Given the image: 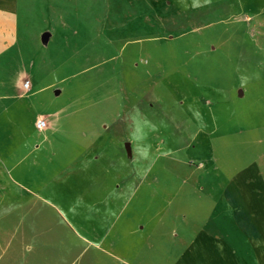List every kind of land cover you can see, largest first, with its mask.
<instances>
[{"label": "rangeland", "instance_id": "rangeland-1", "mask_svg": "<svg viewBox=\"0 0 264 264\" xmlns=\"http://www.w3.org/2000/svg\"><path fill=\"white\" fill-rule=\"evenodd\" d=\"M2 1L0 264H264V0Z\"/></svg>", "mask_w": 264, "mask_h": 264}, {"label": "crops", "instance_id": "crops-1", "mask_svg": "<svg viewBox=\"0 0 264 264\" xmlns=\"http://www.w3.org/2000/svg\"><path fill=\"white\" fill-rule=\"evenodd\" d=\"M17 34H18V20H17V14L9 6H6L2 0H0V57L3 55L4 52L10 51L17 43ZM0 62V66H1ZM24 77H29L26 74H22L21 77L19 75H16V78L14 79L13 85L16 88H21L23 89V83L22 79ZM30 80V79H29ZM31 85L32 82L31 80L29 81ZM5 98V97H2ZM224 215L225 218L222 216ZM228 222L226 220V208H222L220 217L216 220L213 217L208 218L206 225L214 226V227H225L227 226ZM207 239V240H206ZM222 238L221 235H208L205 237V240L208 241L210 244L212 243H217V242H223L225 243L226 241ZM242 242V239H236L235 242ZM127 264H131L130 262H127Z\"/></svg>", "mask_w": 264, "mask_h": 264}, {"label": "built area", "instance_id": "built-area-1", "mask_svg": "<svg viewBox=\"0 0 264 264\" xmlns=\"http://www.w3.org/2000/svg\"><path fill=\"white\" fill-rule=\"evenodd\" d=\"M24 88L26 89V91L28 90L29 91V89H30V82L29 81H27L26 80V82H25V84H24ZM38 123H36V127H37V129H39V130H42V129H44L45 127H46V122L44 121V120H38L37 121Z\"/></svg>", "mask_w": 264, "mask_h": 264}, {"label": "water", "instance_id": "water-1", "mask_svg": "<svg viewBox=\"0 0 264 264\" xmlns=\"http://www.w3.org/2000/svg\"><path fill=\"white\" fill-rule=\"evenodd\" d=\"M49 37H50V34H44L42 39H43L44 42H47L48 39H49ZM242 93H243V92L240 91V93H239L240 96H242ZM127 147L129 148V145H127Z\"/></svg>", "mask_w": 264, "mask_h": 264}]
</instances>
